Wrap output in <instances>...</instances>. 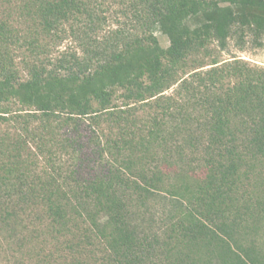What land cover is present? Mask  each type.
I'll return each mask as SVG.
<instances>
[{"label":"trees","instance_id":"16d2710c","mask_svg":"<svg viewBox=\"0 0 264 264\" xmlns=\"http://www.w3.org/2000/svg\"><path fill=\"white\" fill-rule=\"evenodd\" d=\"M114 2L126 20L107 30ZM17 8L25 37L0 18V241L13 264H264V66L212 50L260 44L264 0ZM64 39L76 45L53 56ZM20 43L35 56L25 73Z\"/></svg>","mask_w":264,"mask_h":264},{"label":"rangeland","instance_id":"374dc122","mask_svg":"<svg viewBox=\"0 0 264 264\" xmlns=\"http://www.w3.org/2000/svg\"><path fill=\"white\" fill-rule=\"evenodd\" d=\"M22 1L25 2V0H0V18H6L11 20V23L15 25L16 29H18L21 34L25 37V34H28L30 31H25L24 28L29 26L32 19L28 15L26 21L23 17H20L17 5H21ZM104 6L108 5L105 4ZM109 6V10L105 11L107 22L104 21L103 25L107 30H109L108 28L110 27H117L119 22H123L126 20L125 16L120 11V6L118 3L114 2L113 4L111 3ZM11 16H13V18ZM159 38L161 40L162 45L167 46L169 44V41L165 35L159 33ZM21 42H23V40ZM61 44L62 45H59L58 47H53L51 51V54L53 56H58L60 51L64 50L68 44L70 46L76 45V43L72 41V39H64V42H62ZM240 44L241 43L237 37L230 38L229 43L225 49L220 48L217 43H213L212 50L214 54L218 55L220 59H224V61L234 59V57L236 56L238 58H244L248 60L251 65L258 64L264 66V39L259 44L256 42H252L251 39L247 38L245 41L244 48L241 47ZM27 46V44L22 45V43H20L12 49L15 64L21 69L22 73L26 72V70H24V60L26 58L27 60L35 59V56L30 54L28 58L27 55L29 51H27ZM0 264H13V251L2 239L0 241Z\"/></svg>","mask_w":264,"mask_h":264}]
</instances>
